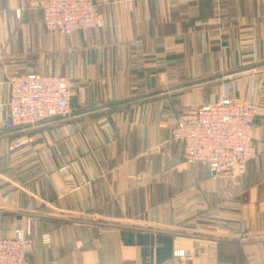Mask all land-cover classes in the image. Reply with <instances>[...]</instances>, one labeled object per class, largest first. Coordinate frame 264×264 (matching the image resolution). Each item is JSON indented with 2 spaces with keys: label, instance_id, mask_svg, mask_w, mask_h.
I'll return each instance as SVG.
<instances>
[{
  "label": "crops",
  "instance_id": "1",
  "mask_svg": "<svg viewBox=\"0 0 264 264\" xmlns=\"http://www.w3.org/2000/svg\"><path fill=\"white\" fill-rule=\"evenodd\" d=\"M40 1L0 0V237L32 218L30 264H264V0H93L103 27L70 36ZM63 63L69 116L5 129L10 77ZM220 93L261 112L255 158L212 179L170 130Z\"/></svg>",
  "mask_w": 264,
  "mask_h": 264
},
{
  "label": "built area",
  "instance_id": "2",
  "mask_svg": "<svg viewBox=\"0 0 264 264\" xmlns=\"http://www.w3.org/2000/svg\"><path fill=\"white\" fill-rule=\"evenodd\" d=\"M39 9L43 27L51 36H70L79 30L104 25L93 0H41ZM8 83L5 129L69 116L72 98L69 74L20 73L11 76ZM260 112L257 101L220 93L207 103L179 114L170 130L171 140L180 145L187 164L207 165L212 179L225 172L240 174L256 156L253 130ZM24 145L25 139L17 138L11 147L19 150ZM66 170V165L59 168L60 172ZM66 185L76 187L71 181ZM31 220L28 218L24 226L14 228L11 236L0 237V264H30ZM43 240H48L47 235ZM171 254L176 264H189L192 257L183 248H174Z\"/></svg>",
  "mask_w": 264,
  "mask_h": 264
},
{
  "label": "rangeland",
  "instance_id": "3",
  "mask_svg": "<svg viewBox=\"0 0 264 264\" xmlns=\"http://www.w3.org/2000/svg\"><path fill=\"white\" fill-rule=\"evenodd\" d=\"M64 56H65V55H64ZM65 57H68V54H66ZM67 70H68V68H67L66 65H64V63H63V66L61 67V69H60L59 71H57V73H58V74H64V73L67 72Z\"/></svg>",
  "mask_w": 264,
  "mask_h": 264
}]
</instances>
